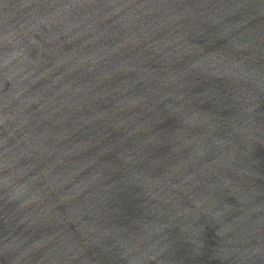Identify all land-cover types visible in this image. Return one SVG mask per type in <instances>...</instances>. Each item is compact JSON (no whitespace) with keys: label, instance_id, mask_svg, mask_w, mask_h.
Returning a JSON list of instances; mask_svg holds the SVG:
<instances>
[{"label":"water","instance_id":"obj_1","mask_svg":"<svg viewBox=\"0 0 264 264\" xmlns=\"http://www.w3.org/2000/svg\"><path fill=\"white\" fill-rule=\"evenodd\" d=\"M0 264H264V0H0Z\"/></svg>","mask_w":264,"mask_h":264}]
</instances>
